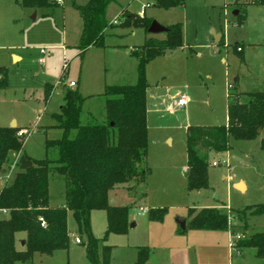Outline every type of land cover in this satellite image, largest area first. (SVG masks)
<instances>
[{
  "label": "rangeland",
  "instance_id": "1",
  "mask_svg": "<svg viewBox=\"0 0 264 264\" xmlns=\"http://www.w3.org/2000/svg\"><path fill=\"white\" fill-rule=\"evenodd\" d=\"M20 2L0 0V68H6L9 75L7 88H0V126L11 128L16 122L19 127H28L30 131L38 127L26 141L24 150L33 159L43 160L47 156L46 140H58L63 135V131L56 127L54 114L60 113L64 104L66 85L75 81L81 85V92L93 95L84 105L83 124L103 123L105 101L100 95L106 86L137 83L138 59L132 56L131 62L135 63L133 69L130 62L124 65L123 56H126L124 52H127V46L132 49L141 47L148 34L140 27L108 29L105 49L90 52L81 59L76 56V46L79 44L82 21L73 7V0H65L63 6L41 9L36 19L35 10L23 9ZM154 2L115 0L108 8L112 20H120V13L124 9L143 17L140 13L145 7L147 17L163 26L183 25L184 48L174 51L172 55L166 53L147 66L149 138L152 141L158 133L159 123L163 124L166 128L162 130L161 148L168 150L167 153L174 158L157 168L156 182L173 188L170 191L174 194L167 197L159 195L162 186L149 192L148 183L154 168L148 161L151 173L147 182L140 186L132 184L135 185L133 193L138 194L137 205L147 207L157 203L153 209L167 210L163 222L187 220L188 210L202 205L205 206L203 209H220L233 216L246 207L264 205V130L255 140L240 141L231 137L228 152L211 153L208 189L189 191L185 173L180 172L181 165L187 162L186 132L182 125H226L229 84L235 87L234 92L243 94L242 101L247 100L246 94L264 91V7L253 4L244 6L245 0H240L237 5V0H186L183 8L164 10L156 8ZM243 8L246 13L242 12V15H246V18L239 25L235 12ZM213 31L224 35L222 46L213 42ZM165 37L166 34L161 33L151 38L162 40ZM236 44L241 45L243 53L236 52ZM115 45H121V48ZM63 46L66 47L63 49ZM44 48L46 54H43ZM14 53L23 58L18 64L13 61ZM223 58L226 62H223ZM46 84L54 86L52 100L47 106L43 101ZM57 88L61 93H55ZM172 93H176L175 99ZM178 95L191 100L184 109L176 105ZM160 107L166 108L165 117L155 113ZM74 135L75 132H72L71 136ZM169 136L173 137V145L167 141ZM49 157L54 158L55 154H49ZM16 158L11 155L10 163L5 167V176L0 179V189L7 177H14L19 171L14 163ZM239 181L247 184L245 192L234 187V183ZM65 193V179L59 174H51V203L64 205ZM143 193L154 203H141L139 200L144 198ZM111 202L123 204L125 199L115 202L112 196ZM134 213L132 210V215ZM105 214L100 211L93 217V234L97 238L104 237L107 231ZM248 223L246 232L241 228H230L229 232L247 238L264 232V216L249 217ZM68 228L69 251L63 250L53 256L37 253L34 264H90L86 238L80 234L72 212L69 214ZM193 234L194 230L189 229L187 236ZM77 237L83 240L80 246L75 243ZM108 241L109 245L115 246L111 264H133L136 261V248L129 246L144 244L146 238H118L111 235ZM150 249L152 256L161 260L159 264H181L182 257L176 256L171 260L169 250L162 252L158 246ZM241 251V255L235 256V261L240 264H263L256 257L255 249L244 248Z\"/></svg>",
  "mask_w": 264,
  "mask_h": 264
},
{
  "label": "trees",
  "instance_id": "2",
  "mask_svg": "<svg viewBox=\"0 0 264 264\" xmlns=\"http://www.w3.org/2000/svg\"><path fill=\"white\" fill-rule=\"evenodd\" d=\"M115 0H89L80 6L73 0L83 21V30L77 46L80 58L90 49L106 47L107 30L114 27H140L148 30L154 21L140 17L128 9L122 10L120 20L111 23L107 19L109 6ZM240 2L237 0L236 5ZM244 6L264 7V0H245ZM57 0H21L24 9H44L58 6ZM186 0H155L154 6L170 10L183 8ZM246 9L238 11V24L246 18ZM222 40L218 46H222ZM243 46V45H242ZM183 25L168 26L165 40L149 38L132 55L138 59V81L135 85L106 86L100 95L105 101V121L83 124L84 97L79 89H64V104L59 114H54L56 127L63 131L58 140H46V158L36 160L24 153V145L35 130L20 135L22 129L0 126V179L6 173L12 154L18 172L5 181L0 189V210L8 211V217L0 219V264H34L36 253L52 256L68 250L70 235L69 212L73 213L78 230L86 238L87 259L90 264H111L113 247L106 245L110 235H127L131 222L128 206H111L109 194L119 186L145 184L151 173L148 165V79L147 66L153 60L183 49ZM240 44L235 45L243 53ZM6 68H0V88L8 86ZM51 84L44 87V101L52 97ZM228 123L218 126H189L187 129V189L200 191L209 188L208 169L211 153L222 154L230 150V138L240 141L255 140L259 130H264V91L246 94L234 92L228 85ZM44 129V128H43ZM46 129V128H45ZM72 132L75 135L72 137ZM262 148L264 149V140ZM49 154H55L50 158ZM13 164V163H12ZM61 175L66 182V203L51 207L49 196L50 175ZM12 180V181H11ZM105 211L107 231L103 238L94 236L92 213ZM166 209L147 211L150 221L163 222ZM264 216V205L249 206L236 215L222 213L219 209L188 210L187 227L197 231H229L249 227V217ZM235 222V225H234ZM180 230L181 233H186ZM25 233V249L16 247V235ZM233 236L236 233L232 234ZM237 250L253 248L256 257L264 264V232L242 237L236 242ZM148 248H140L138 262L145 264Z\"/></svg>",
  "mask_w": 264,
  "mask_h": 264
},
{
  "label": "crops",
  "instance_id": "3",
  "mask_svg": "<svg viewBox=\"0 0 264 264\" xmlns=\"http://www.w3.org/2000/svg\"><path fill=\"white\" fill-rule=\"evenodd\" d=\"M74 1H76L77 2L76 4H78L80 6L86 5L89 2V0H74ZM63 5H65V0H64L63 4H58V6H63ZM44 9H48V8H44ZM174 9H178V8H174ZM25 10L34 11L35 9H25ZM40 10L41 9L36 10L37 16H38ZM170 10H172V9H170ZM145 16H147L146 13H145ZM80 19L82 21L81 17H80ZM107 19L111 23H116L118 21V19L112 20L109 17L108 12H107ZM168 26H170V25H168ZM82 30H83V21H82L81 31H79L80 37L82 34ZM213 33H214V35H219V38H218L219 43L221 42V40H224L223 34H218L216 31H213ZM151 37H153V34L149 33L148 36L146 37L145 41ZM165 39H166V37L162 40H165ZM79 42H80V38H79ZM213 42H215L216 45L219 44L216 42L215 38H214ZM77 46H76V49H77V55L76 56L80 57V51L78 50ZM115 46H116V48H121V45L120 46L115 45ZM64 47H66V46H63V49H64ZM126 48H127V52H124L126 54V56H123L124 57V59H123L124 65H125V62H127V63L130 62L131 63L130 65H132V68L134 69L135 63L131 62V61H133L132 59L134 57L132 55L133 49L129 46H127ZM42 50H45V53H43V54L47 53L45 48ZM96 50H102V49H93L92 48V49L88 50L85 53V55L90 53V52L97 53V52H93ZM190 50L192 52V49H190ZM65 51H68V50H65ZM243 52H244V50H243ZM173 53L174 52H171L168 55H172ZM85 55H84V58H85ZM12 58H13V61L15 64H18L23 59L22 56L15 54V53L12 54ZM41 61L43 62V59ZM223 62H226V59L223 58ZM68 69H69V67H68ZM72 82H75V81H72ZM80 82H82V78H80ZM97 82L99 83V80H97ZM51 85H53V84H51ZM66 86H68V85H66ZM80 86L81 85L79 83H76V86L72 87V89L77 87L79 89L80 93L84 97H87V98L92 97L93 98V95H90L87 92H84V93L81 92ZM104 91H105V89H104ZM55 93L56 94L61 93L60 89H58V88L55 89ZM172 95H173L172 98L175 99L174 96L176 95V93H172ZM178 96H180V95H178ZM181 96H183V95H181ZM43 97H44V89H43ZM63 97H64V92H63ZM187 99H188L187 105H189L191 100L189 98H187ZM51 100L52 99H50L49 102H51ZM43 101H44V98H43ZM49 102L45 103V101H44L45 106H47L49 104ZM176 105H177V103H176ZM185 107H183L182 109H184ZM155 113L157 115L159 114L160 117H165V115L167 114V110H166V108L160 107V109L155 110ZM57 114H59V113H57ZM227 119H228V117H227ZM12 126L15 128L22 129V130H28V127H19L16 122H14ZM189 126H191L190 123H186V124L181 126L186 132V137H187V129ZM37 128L38 127H35L34 130L37 131ZM41 128L45 129L46 127H41ZM165 128L166 127L163 124L159 123V128L157 130L158 133L154 136L155 138L152 139V141L149 138L150 141H149V145H148V161L150 162V164H152V166L154 168V173H152V175L150 177L151 179L149 180V183H148V190H149V192H151V191L154 192V189H157V187L162 186L163 190H160V193H158V194L161 196L167 197L171 194H174L173 191H170L173 188H169V186H166V185L164 186L163 183L158 184L156 182L157 178L155 176V172L158 170L157 168H159V166L162 165V163L166 164V163H168L174 159L171 154L167 153L168 150H163L161 148L162 147L161 146V143H162L161 138L163 136L162 130H164ZM148 135L150 137V133H149V106H148ZM167 141H169L170 145H173V137L172 136H169L167 138ZM23 152L26 153L25 150H23ZM13 155H15V154H13ZM181 168L182 169L180 172H184L185 176H186L187 169H188L187 162L185 164L181 165ZM4 176H5V174H4ZM162 178H164V174H162ZM166 178H168V177H166ZM224 178L226 179V177H224ZM7 179H8V177H7ZM132 184L133 183H131L129 185L119 186L116 189H114L113 191H111L109 194V203L111 206H128L130 208L129 209V220L131 222V225L134 223V227L130 225V228H129L127 235H114L113 234L115 237H118V238H146V241L144 244H141V245L137 244L134 246L133 245L129 246V248H131V247L136 248V252H135L136 254H135V259H134L136 261H134L133 264H136L138 262V256H139V249L140 248H148L149 249V257H148V260L146 261L145 264H159V261H161V260H159L156 257H153L151 254L150 248L151 247L155 248V246H158L160 248V250H162V252H167L169 250L171 252V253L169 252L171 254V256H169V258L171 260L173 258H175L176 256H181L182 257L181 264H240L239 262L235 261V256L241 255L242 251L235 250L231 247L232 236H231V233L229 231L221 232V231H197V230H194L195 234H193V236H191V237L190 236L188 237L187 235H188L189 229L187 230L186 233H184V234L181 233L178 220H176V222H173L171 220L170 221L165 220L166 222L165 221L164 222L150 221L148 219V216H147V211L150 208H155L154 206H157V205H154V204H157V203H154V200H151V198L149 199L148 198L149 196H147V194L143 193L144 198L142 197L143 199L142 200L140 199L139 201L141 203H143V201H151L154 204L153 205H147V207L137 205L138 194L135 195L134 194L135 192L133 193V189L135 188V185H132ZM239 184H241L240 187L243 190L239 189L240 187L238 188ZM138 186H140V185H138ZM234 187L236 189L242 191V192H245L248 189V186L244 181L235 182ZM49 196H50V183H49ZM112 196L115 198V202L118 200L122 201V199L123 200L125 199V203H123V204L122 203H112L111 202ZM50 206L51 207H58V206H55L51 203V198H50ZM59 206H62V205H59ZM137 206H139V207H137ZM203 208H205V206L203 207V205H202V207L191 208V209H194L196 211H200ZM132 210H133V212H135L134 215H132ZM220 211L222 213L229 214V213L224 212L222 210H220ZM98 212H100V211H94L92 213V226H93V217ZM69 214H70V212H69ZM105 217H106V221H107V214H105ZM68 218H69V216H68ZM179 220H183V219H179ZM185 221H186V224L188 227L190 219H187ZM92 230H93V228H92ZM106 230H107V225H106ZM110 237H111V235L109 236V238ZM109 238H108V240H109ZM183 238H186V240H184ZM25 239H26L25 233H18L16 235V247L18 250L23 251L25 249V245L22 244ZM99 239H101V238H99ZM81 241H82V243H80V244L76 243V241H75L76 245H78V246L82 245L83 240L81 239ZM108 242L109 241H107L105 244L109 245ZM110 246H112L113 249L115 247L113 245H110ZM67 251H69V249ZM113 251L114 250H112L111 261H112V257H113ZM58 252H60V251H58ZM58 252H56V253H58ZM56 253H54L53 255H55ZM35 255L33 257V261L35 259ZM171 260H169V261H171Z\"/></svg>",
  "mask_w": 264,
  "mask_h": 264
},
{
  "label": "built area",
  "instance_id": "4",
  "mask_svg": "<svg viewBox=\"0 0 264 264\" xmlns=\"http://www.w3.org/2000/svg\"><path fill=\"white\" fill-rule=\"evenodd\" d=\"M57 2L59 4H63L64 0H57ZM145 13H146V8L144 7L140 13L141 16H145ZM117 23V22H116ZM242 49L241 48H238V51H241ZM43 52L45 53V50H43ZM68 87L72 88V87H75L76 86V82H70L67 84ZM178 102H177V105L179 107H185L187 104H188V99L186 96H178ZM28 130H22L20 131V135H25L27 134ZM214 165H216V163H214ZM8 211L6 210H0V216H8ZM0 219H3L0 217ZM234 225H235V222H234ZM233 233H231V236H232V239H231V247L235 250H237V247H236V242L241 240L242 237L239 235V234H236L235 236L232 235ZM76 243L80 244L82 243L81 239L80 238H76Z\"/></svg>",
  "mask_w": 264,
  "mask_h": 264
},
{
  "label": "water",
  "instance_id": "5",
  "mask_svg": "<svg viewBox=\"0 0 264 264\" xmlns=\"http://www.w3.org/2000/svg\"><path fill=\"white\" fill-rule=\"evenodd\" d=\"M36 12V10H35ZM235 15L237 16L238 15V11L235 12ZM36 16H37V12L35 13V16H34V19H36ZM148 32L150 34H153V35H157V34H161V33H167L168 32V27L166 26H163L161 25L160 23H158L157 21H153ZM219 35H215V40L217 43H219ZM171 52H167V54H170ZM259 133L261 134L262 133V130H259ZM241 185V184H239ZM241 189V188H240ZM242 190V189H241ZM178 223H179V226H180V230L182 231H186L187 230V224H186V221L185 220H178ZM134 227V223L131 225ZM24 245V242L22 243Z\"/></svg>",
  "mask_w": 264,
  "mask_h": 264
},
{
  "label": "bare ground",
  "instance_id": "6",
  "mask_svg": "<svg viewBox=\"0 0 264 264\" xmlns=\"http://www.w3.org/2000/svg\"><path fill=\"white\" fill-rule=\"evenodd\" d=\"M241 185H239L238 187H240ZM241 188V187H240Z\"/></svg>",
  "mask_w": 264,
  "mask_h": 264
}]
</instances>
